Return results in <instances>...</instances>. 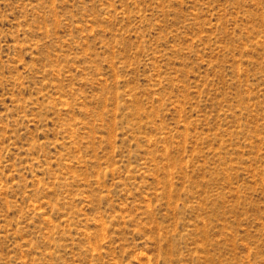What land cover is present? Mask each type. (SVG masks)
<instances>
[{
	"label": "rangeland",
	"instance_id": "374dc122",
	"mask_svg": "<svg viewBox=\"0 0 264 264\" xmlns=\"http://www.w3.org/2000/svg\"><path fill=\"white\" fill-rule=\"evenodd\" d=\"M0 264H264V0H0Z\"/></svg>",
	"mask_w": 264,
	"mask_h": 264
}]
</instances>
